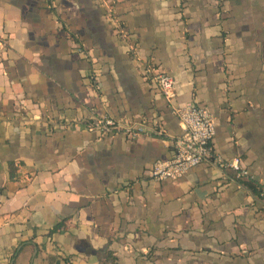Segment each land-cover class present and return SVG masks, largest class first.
<instances>
[{
	"label": "crops",
	"instance_id": "0c3cea01",
	"mask_svg": "<svg viewBox=\"0 0 264 264\" xmlns=\"http://www.w3.org/2000/svg\"><path fill=\"white\" fill-rule=\"evenodd\" d=\"M191 103L249 176L150 175ZM103 116L147 129L86 128ZM247 179L264 186V0H0V264H264Z\"/></svg>",
	"mask_w": 264,
	"mask_h": 264
},
{
	"label": "built area",
	"instance_id": "2783aa9c",
	"mask_svg": "<svg viewBox=\"0 0 264 264\" xmlns=\"http://www.w3.org/2000/svg\"><path fill=\"white\" fill-rule=\"evenodd\" d=\"M109 13L111 14L112 11ZM154 81L162 94L172 103L176 98L174 76L167 73H157L154 76ZM173 112L182 122L185 132L174 141L175 153L172 158L158 160L154 163L149 172L154 179L165 181L181 178L186 172L210 159L221 166H230L238 177L249 176V171L242 167L239 157L226 163L223 158L215 154L212 142L216 135V121L209 108L191 103L185 106H174ZM86 128L89 131L98 132L101 136L124 132L132 137L144 133L147 129L145 122L127 125L122 119L111 116L93 117L87 121Z\"/></svg>",
	"mask_w": 264,
	"mask_h": 264
},
{
	"label": "trees",
	"instance_id": "16d2710c",
	"mask_svg": "<svg viewBox=\"0 0 264 264\" xmlns=\"http://www.w3.org/2000/svg\"><path fill=\"white\" fill-rule=\"evenodd\" d=\"M241 184L247 188L253 195L254 197L258 198V199H262L264 200V186L258 184L257 182L251 180V179H247V180H241ZM59 226H57V228H59Z\"/></svg>",
	"mask_w": 264,
	"mask_h": 264
}]
</instances>
